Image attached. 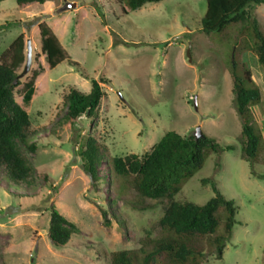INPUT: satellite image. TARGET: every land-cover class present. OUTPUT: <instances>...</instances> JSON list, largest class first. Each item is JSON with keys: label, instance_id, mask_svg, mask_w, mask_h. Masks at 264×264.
Here are the masks:
<instances>
[{"label": "rangeland", "instance_id": "1", "mask_svg": "<svg viewBox=\"0 0 264 264\" xmlns=\"http://www.w3.org/2000/svg\"><path fill=\"white\" fill-rule=\"evenodd\" d=\"M66 1L76 6L61 10L64 0L48 1V11L41 13L35 12L42 8L38 3L19 7L15 0L0 1V56L23 34L25 45L30 39L34 50L30 70L20 79L38 72L30 99L16 95L30 115L31 140L37 143L36 152L29 153L34 182L15 187L0 173V264H108L110 252L139 247L147 232L159 230L165 204L146 199L155 208L141 210L128 187L130 177L106 183V160L140 155L166 131L188 136L198 125L232 149L209 153L174 200L205 203L214 195L211 182H202L209 179L237 207L222 256L208 255L203 262L264 264V164L242 157L241 120L229 72L232 58L250 70L261 92L252 107L254 120L264 136V70L251 51V23L241 34L238 24L224 32H201L206 0H161L136 10L128 8L127 0ZM250 9L264 29V4ZM35 16L48 24L80 68L67 60L49 68L37 26L30 22ZM82 72L109 80L101 83L106 96L96 116L70 120L62 97L71 87L90 90ZM89 136L101 150L96 180L79 156ZM51 205L78 227L62 247L49 239Z\"/></svg>", "mask_w": 264, "mask_h": 264}, {"label": "trees", "instance_id": "2", "mask_svg": "<svg viewBox=\"0 0 264 264\" xmlns=\"http://www.w3.org/2000/svg\"><path fill=\"white\" fill-rule=\"evenodd\" d=\"M15 1L19 7H26L57 0ZM159 1L127 0V6L136 10L146 3ZM206 4V11L200 19V31L224 32L228 25L238 24L241 34L251 23V51L264 70V29L256 19L251 18L250 12V7L264 4V0H206ZM30 22L37 26L40 49L47 56L49 68L64 60L80 68L79 63L65 52L45 21L35 16ZM36 57L33 56V61H36ZM25 60L24 36L19 34L0 56V173L15 187L33 184L34 166L29 153L37 150V143L31 140L33 132L30 115L16 100L17 94H21L25 100L30 99L38 76V72L33 70L28 80L22 82L18 78L17 69ZM229 72L235 109L241 120L242 157L251 163L259 161L264 164V156L260 157L264 149V136L254 120L252 110L261 100L260 89L252 79L250 70L234 58ZM82 75L89 80L90 90L82 92L71 87L62 97L66 116L70 120L93 118L106 96L101 83L109 80L103 77L97 80L84 72ZM222 149L232 147H222L213 136L204 132L202 137L195 139L193 134L182 136L175 130H168L149 150L140 155L129 153L106 160V183H114L118 176L130 177L128 187L133 188L135 203L141 205V210L150 211L155 208L147 204L146 199L165 204L158 222L159 230L154 234L147 232L139 240L137 248L110 252L108 264H205L203 261L208 255L217 258L222 256L225 241L237 222V207L233 200L226 198L217 189L215 182L209 179H203L202 182H211L214 195L205 203L174 200L184 183L202 168L209 153ZM100 151L97 140L89 136L85 148L79 152L83 168L95 180L98 179L96 166L100 161ZM49 209V239L53 246L62 247L77 232L78 227L54 205ZM220 223L223 225L218 229Z\"/></svg>", "mask_w": 264, "mask_h": 264}, {"label": "water", "instance_id": "3", "mask_svg": "<svg viewBox=\"0 0 264 264\" xmlns=\"http://www.w3.org/2000/svg\"><path fill=\"white\" fill-rule=\"evenodd\" d=\"M65 4L63 5V7L61 8V10H65V9H71L74 8L76 6L75 2H67L66 0ZM26 62H25V66L22 70V72L18 75V78L22 77L25 73H27L30 70L31 64H32V44H31V40L28 39L26 42ZM187 54H189V52L187 51ZM194 107L196 108V100L194 101ZM193 136L195 139H198L200 137L203 136V131L201 130V127L198 125L195 128V131L193 133Z\"/></svg>", "mask_w": 264, "mask_h": 264}, {"label": "crops", "instance_id": "4", "mask_svg": "<svg viewBox=\"0 0 264 264\" xmlns=\"http://www.w3.org/2000/svg\"><path fill=\"white\" fill-rule=\"evenodd\" d=\"M46 2H47V1H46ZM46 2L42 3V4H41L42 8H41V9H36L35 12H36V13H37V12L41 13L42 10H44V9H47V11H48V7L45 6V3H46ZM52 6H53V4H52ZM52 6H50V7H52ZM39 13H38V14H39Z\"/></svg>", "mask_w": 264, "mask_h": 264}, {"label": "clouds", "instance_id": "5", "mask_svg": "<svg viewBox=\"0 0 264 264\" xmlns=\"http://www.w3.org/2000/svg\"><path fill=\"white\" fill-rule=\"evenodd\" d=\"M27 48V47H26Z\"/></svg>", "mask_w": 264, "mask_h": 264}]
</instances>
